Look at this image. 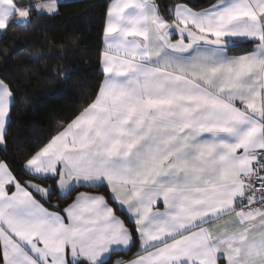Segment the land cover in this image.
<instances>
[{"label": "snow or ice", "instance_id": "1", "mask_svg": "<svg viewBox=\"0 0 264 264\" xmlns=\"http://www.w3.org/2000/svg\"><path fill=\"white\" fill-rule=\"evenodd\" d=\"M32 7L0 0V30ZM34 7L58 11L57 0ZM167 12L113 0L95 91L24 158L65 200L106 186L117 208L91 192L52 203L53 185L0 160V264H108L136 240L116 264H264V0ZM13 98L0 79L5 147Z\"/></svg>", "mask_w": 264, "mask_h": 264}, {"label": "trees", "instance_id": "2", "mask_svg": "<svg viewBox=\"0 0 264 264\" xmlns=\"http://www.w3.org/2000/svg\"><path fill=\"white\" fill-rule=\"evenodd\" d=\"M110 1L60 0L57 13L32 8L26 22L13 21L8 29L0 32V79L9 83L14 92L8 141L6 147L0 145V160L7 161L21 180L53 185L50 200L61 206L70 202L77 190L107 195V187H78L65 200L52 179H42L25 170L24 158L45 142L59 122L72 117L88 93L95 91L102 75V30ZM214 1L155 0L168 18L171 16L167 9L177 2L200 9ZM250 46L248 42L241 49ZM126 221L133 226L131 220ZM132 253H113L108 264L129 258Z\"/></svg>", "mask_w": 264, "mask_h": 264}, {"label": "crops", "instance_id": "3", "mask_svg": "<svg viewBox=\"0 0 264 264\" xmlns=\"http://www.w3.org/2000/svg\"><path fill=\"white\" fill-rule=\"evenodd\" d=\"M59 1H60V0H57V4H58ZM28 2L31 3V4L33 5L32 8H35V7H34L35 3L40 2V0H28ZM112 2H113V0L110 1L108 7L110 6V4H111ZM214 2H215V1H214ZM214 2H213V3H214ZM184 3H186V2H184ZM189 5H190V4H189ZM190 6H191V5H190ZM208 6H209V5H208ZM208 6H206V7H208ZM197 10H199V9H197ZM40 11H46V10H40ZM169 19H171V18H169ZM17 22H19V23H24V22H26V21H17ZM1 31H2V30H0V32H1ZM176 38H178V37H174V39H176ZM250 43H251V46H250L248 49L232 50V51L230 52V54H239V53H241V52H243V51H252L254 45H253L252 42H250ZM31 181H32V180H31ZM33 182H35V183H39V182H37V181H33ZM39 184L44 185V184H42V183H39ZM44 186H47V185H44ZM58 190H59V189H58ZM107 190H108V189H107ZM77 192L102 193V194L106 195L104 192H99V191H89V190H85V189L77 190V191L75 192V194H76ZM107 192H108V191H107ZM75 194H74V196H75ZM106 196H109V202L112 203V206H113L114 208H116L117 205L111 201L109 193H108ZM73 198H74V197H73ZM117 214L120 215L121 218L125 219V221H126V219H129V220H130V218H129V216H128V214H127L126 212H123V211H117ZM126 223H127V221H126ZM128 225H129V224H128ZM135 247H136V250H137L138 247H139V240H138L137 244L135 245ZM122 251H123V250H122ZM130 258H131V257L126 258V259H123V260L127 261V260L130 259ZM115 264H116V263H115ZM220 264H224V261L221 260V261H220Z\"/></svg>", "mask_w": 264, "mask_h": 264}]
</instances>
